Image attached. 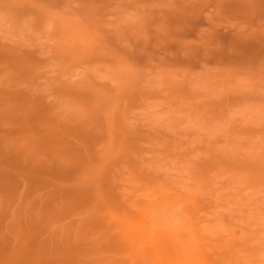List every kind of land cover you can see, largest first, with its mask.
Instances as JSON below:
<instances>
[{
	"label": "rangeland",
	"instance_id": "rangeland-1",
	"mask_svg": "<svg viewBox=\"0 0 264 264\" xmlns=\"http://www.w3.org/2000/svg\"><path fill=\"white\" fill-rule=\"evenodd\" d=\"M0 264H264V0H0Z\"/></svg>",
	"mask_w": 264,
	"mask_h": 264
},
{
	"label": "bare ground",
	"instance_id": "bare-ground-1",
	"mask_svg": "<svg viewBox=\"0 0 264 264\" xmlns=\"http://www.w3.org/2000/svg\"><path fill=\"white\" fill-rule=\"evenodd\" d=\"M169 211V210H168ZM179 211V210H178ZM165 213V212H164ZM166 213H168V212H166ZM171 213V212H170ZM173 214V213H172ZM176 214V213H175ZM161 215H162V213H161ZM167 216V215H166ZM169 216V215H168ZM173 216V215H172ZM176 216V215H175ZM178 217V216H177ZM165 218V217H164ZM163 218V219H164ZM167 218V217H166ZM174 218V217H173ZM172 218V219H173ZM167 220V219H166ZM160 221V220H159ZM165 222V221H164ZM176 222V221H175ZM160 223V222H159ZM163 223V222H162ZM171 223V222H170ZM173 223H174V221H173ZM164 224V223H163ZM168 224H169V222H168ZM177 224V223H176ZM160 225H162V224H160ZM165 225V224H164ZM167 225V224H166ZM170 225V224H169ZM163 226V225H162ZM173 227V226H172ZM171 226H169V228H172ZM178 227H180V226H178ZM159 228V227H158ZM162 228V227H161ZM176 229V228H175ZM178 229H180V228H178ZM174 230V229H173Z\"/></svg>",
	"mask_w": 264,
	"mask_h": 264
}]
</instances>
